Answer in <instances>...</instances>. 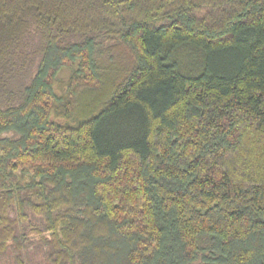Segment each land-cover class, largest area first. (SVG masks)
I'll return each instance as SVG.
<instances>
[{
  "label": "trees",
  "instance_id": "16d2710c",
  "mask_svg": "<svg viewBox=\"0 0 264 264\" xmlns=\"http://www.w3.org/2000/svg\"><path fill=\"white\" fill-rule=\"evenodd\" d=\"M0 264H264V0H0Z\"/></svg>",
  "mask_w": 264,
  "mask_h": 264
},
{
  "label": "rangeland",
  "instance_id": "374dc122",
  "mask_svg": "<svg viewBox=\"0 0 264 264\" xmlns=\"http://www.w3.org/2000/svg\"><path fill=\"white\" fill-rule=\"evenodd\" d=\"M69 74H70V71H69V70H64V71L62 72L61 76H63V77H68Z\"/></svg>",
  "mask_w": 264,
  "mask_h": 264
}]
</instances>
